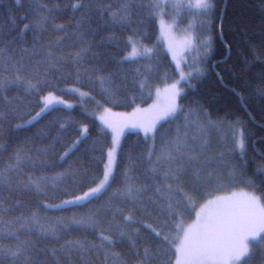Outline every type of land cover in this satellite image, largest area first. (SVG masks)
I'll return each mask as SVG.
<instances>
[{"label":"trees","instance_id":"16d2710c","mask_svg":"<svg viewBox=\"0 0 264 264\" xmlns=\"http://www.w3.org/2000/svg\"><path fill=\"white\" fill-rule=\"evenodd\" d=\"M75 2L21 0L17 4L16 0H0V35L4 36L0 48L17 37L13 48L31 50L34 39L39 38L44 52H53L60 58L55 66L41 63L33 70L43 56L29 58L25 55V64L18 70L26 80L36 83L39 79L42 82L39 91H28L26 85L0 90V96L6 98L0 99V109L7 113L6 119L0 122V167L7 166L18 150L21 152L18 170L9 174L10 185L0 187L3 209H10L0 210L4 218L0 227L7 226L8 221L16 226L15 217L21 214L28 217L37 212L47 223L59 228L57 218L68 224L74 217L87 215L89 209L105 205L111 192L125 183L127 171L128 182L137 188L146 186V190L139 193L136 202L122 198L112 201V210L99 217L100 227L108 229L113 222H121L120 215L114 217L112 214L121 209L124 215L132 214L134 221L153 223L159 230V222L167 217L155 211L146 217L142 208L149 198L156 199V186L167 183L176 186L173 180H164L163 174L169 165L157 166L156 157L177 135L187 142L189 149L195 150L189 151V155L198 154L201 162L214 164L203 170L204 177L208 173L213 175L210 183L202 180V191L194 194L195 206L233 187H247L264 204V172L257 174V168L264 166V0H211L208 29L211 43L206 45L209 50L200 62L201 73L184 84L178 98L183 114L157 122L155 132L149 136L141 128H124L116 152V182L87 208L44 209L42 204L37 207L40 202L56 204L67 199L62 194L65 188L79 194L94 186L87 181L102 172L114 135L100 119L105 109L127 114L135 107L150 106L151 92L145 87L150 84L155 87L176 77L169 53L158 42L155 0H83L84 7L72 8ZM124 3L129 8L127 18L116 22L113 13L123 8ZM43 5L47 10L41 13ZM40 14L48 17L44 29L25 30L24 25L31 24ZM40 37H48L49 44L42 42ZM60 38L63 39L57 44ZM135 42L151 49V53L143 58L124 59ZM82 50L85 51L81 57L75 59L76 53ZM16 59L19 53L11 63ZM16 71L9 66L7 55L0 56V78L11 79ZM49 93L61 102L32 120L43 106L41 97ZM218 121H226L225 125L234 122L243 129V152L230 144L226 135L219 134L220 126L217 130L214 128L216 132H211L210 125ZM85 126L87 132L82 137ZM207 126L211 130L206 129ZM78 138L80 143L76 148L61 159ZM149 151L153 155L149 156ZM70 171L80 175H61ZM29 176L47 178L45 194L23 187ZM249 180L253 181L251 185ZM181 182L186 192H193L190 172L181 175ZM149 207L151 210L152 206ZM179 210V218L183 221L195 218L193 207ZM137 227L140 236L136 239V247H150L158 253L151 264H173L175 228L169 224L161 237H155L141 224L133 223L129 231ZM97 235L98 230L94 233L90 228L72 225L67 231L61 229L57 236L41 238L23 234L20 239L38 241L40 264H83L76 252L65 257L59 251L60 246L75 240L99 243ZM163 235H168L172 242H164ZM13 243L12 239L0 240L4 246ZM251 246L255 255L247 264H264V241L259 247L254 242ZM53 249L57 250L55 256L51 254ZM112 251L124 255L129 264H139L127 242L117 243ZM87 259L90 264H103V255L96 251L89 252Z\"/></svg>","mask_w":264,"mask_h":264},{"label":"snow or ice","instance_id":"6c2138e0","mask_svg":"<svg viewBox=\"0 0 264 264\" xmlns=\"http://www.w3.org/2000/svg\"><path fill=\"white\" fill-rule=\"evenodd\" d=\"M20 2L21 0H16L17 4ZM184 6V0H175L174 7L177 10ZM186 6L189 9L207 10L212 7V4L211 0H188ZM71 7L82 8L84 7V2L83 0H76L75 3L71 4ZM45 10H47V6H41V13ZM128 12V4L124 3L123 8L113 13V18L116 22H122L127 18ZM47 19V15L40 14L31 24H25L24 29L42 31ZM57 27L63 28L62 25H58ZM170 27L167 26L165 28L166 34L170 32ZM189 27H191V24ZM21 35H23V32H21ZM17 39V37H13L7 41L4 47L0 48V56L7 55L9 66L17 70L11 79L0 78V90L18 85H26L28 91H39V85L42 82L39 79H37L36 83L26 80L18 70L25 64V55L29 58L35 55L43 56V60L38 61L33 70L41 63L55 66V63L59 62L60 58L56 57L53 52H44L39 46V38L34 39L31 50L22 47L19 49L13 48L12 46L17 43ZM62 39L60 38L56 43L59 44ZM201 43H206V41ZM0 44H4L3 35H0ZM172 46L170 43V47ZM49 47H51V44ZM182 47L188 49L194 47V38L190 33L184 38ZM83 51L85 50L77 52L75 59H79ZM145 51L150 52L151 49H145ZM17 53H19V59H16L15 63H11ZM141 54L137 46L132 44L131 51L124 59H131ZM179 65L180 62L177 61V67ZM5 70L7 71V69ZM190 75H192L191 72L187 74V76ZM187 76L181 70L180 80L187 79ZM179 82L177 80L175 83L166 86L163 93L158 90L157 102L152 104L148 109H136L131 114H117L112 113L110 109H105V115L101 116L100 119L106 127L112 130L114 135L112 137V146L107 149L106 159L103 161L102 172L87 181L94 186L88 187L86 191H82L79 194L65 188L62 194L68 197L67 199H63L56 204L40 202L37 204V207H40L42 204L44 209H60L64 206L87 208L93 201L101 199L116 182V152L124 128L129 126L141 128L145 135L148 136L149 133L155 132L157 122L183 114V106L178 103V98L182 92L177 87ZM143 86L142 84L141 87ZM161 96L163 97V103L160 102ZM0 99L6 98L0 96ZM41 99L44 101L43 106L40 112H37L36 116L32 117V120H35L36 117L50 106L61 102L52 93L41 97ZM68 107H71V105H68ZM9 110H13L11 106ZM6 117L7 113L3 109H0V122L6 119ZM26 123H31V121H27ZM16 127H21V125H16ZM86 132L87 127L85 126L81 132V136L83 137ZM234 137L236 146L243 152L245 147L243 129L235 132ZM79 143L80 139L78 138L61 159L67 157ZM189 151L195 150L189 149L187 142L177 135L175 141L170 142L169 147L162 150L161 154L156 157L157 166H162L163 164L169 165L168 171H165L163 174L164 180L171 179L176 185L174 187L172 183H167L156 186V199L152 200L149 198L142 208L146 217L152 216L153 211L167 217V219L159 222V230L157 227H154L153 223H145L140 220L134 221L132 214L124 215L121 209H116L112 213L114 217L120 215L122 218L121 222H113L109 225L108 229L100 227L101 221L99 217L101 214L112 210V201L122 198L136 202L139 193L146 190V186L137 188L128 182L130 177L128 176V172L125 171V183L111 192L109 200L105 205L89 209L87 215L80 216L79 218L74 217L68 224H63L60 218H57L60 223L59 228L56 225L47 223L46 218L41 217L37 212H33L28 217H24L23 214L15 217V221L18 222L16 226H13V221H8L7 226L0 227V240L12 239L15 243L7 246L0 244V264H40L39 252L41 250L38 246V241L30 238L22 240L20 236L23 234L37 235L41 238L57 236L61 229L67 231L71 229L72 225H78L86 229L90 228L94 233L98 230L97 240L99 243L87 240L66 241L59 249L65 257H70L73 252H76L79 254V258L83 261V264H90L87 259L88 253L96 251L98 255H103V264H129L128 259L124 255L112 251L117 243L127 242L133 255L138 258L139 264H151V261L156 258L158 253L150 247H144L143 249L136 247V239L140 236V228L137 227L129 231L133 223L141 224L144 229L148 230L155 237H161L164 228L171 224L177 232L174 239L179 240V244L175 246V264H247V261L255 255L250 245V240L257 247H259L261 241H264V204L260 202V198L251 193H233L232 196L228 197L218 196L215 199L208 200L195 213V222L185 228L183 219L179 218L181 216L179 209L182 207L184 211H187L190 207L195 206L194 194L202 191V180L210 183L213 175L212 173H208V176L204 177L203 170L208 166L214 167L212 162H201L198 154L189 155ZM151 155L153 153L149 151V156ZM20 161L21 152L18 150L10 158L7 166L0 167V187L10 185L11 176L9 174L15 173L18 170ZM196 165H200V167ZM189 172L193 180L192 193L186 192L181 182V175ZM261 172H264V166L257 168V174ZM61 175L78 176L80 173L70 171ZM248 183L251 185L253 181L249 180ZM23 187L34 188L38 194H45L47 178L29 176L28 182ZM149 206H152L151 210ZM0 210L9 211L10 209H3V202L0 201ZM3 219V215L0 214V223L3 222ZM106 231L109 234L106 235ZM180 232H183L182 236L179 235ZM163 241L172 242L168 235H163ZM56 251L55 249L51 250V254L55 256ZM262 259H264V254H262Z\"/></svg>","mask_w":264,"mask_h":264},{"label":"rangeland","instance_id":"374dc122","mask_svg":"<svg viewBox=\"0 0 264 264\" xmlns=\"http://www.w3.org/2000/svg\"><path fill=\"white\" fill-rule=\"evenodd\" d=\"M187 3L188 0H184L185 6L177 10V8L174 7L175 0H155V15L158 24V42L161 44V47L169 53L172 62L174 64V69L176 70V77H174V79L171 81L163 82L160 85H156L155 87L152 84L145 87V90L151 92L152 102L150 106L157 102L158 90L161 93H163V90L166 86L171 85L172 83H175L177 80H179L180 82L177 85V87L180 88L183 92L184 84H186L190 79H192L195 76H198L201 73L200 62L202 61V59L207 54V51L209 50L208 46L206 47V45H210L211 43L210 32L208 30L210 23V8L207 10L189 9L186 6ZM190 24L191 27H189ZM167 26H171V27H170V32L166 34L165 28ZM189 33L194 38V47L191 49L182 47V42ZM205 41L206 43L203 44L201 43ZM170 43L173 45L172 47H170ZM133 44L137 46V48L140 50L142 54L131 59L143 58L151 53V51L146 52L145 49H149V48L142 46L139 42H135ZM129 52L127 53L126 56H128ZM177 61L180 62L179 67H177ZM181 70L186 76L190 72L192 73V75L187 76V79L185 80H180ZM160 102L161 103L164 102L162 96L160 98ZM150 106L147 105L145 107H135L127 114H131L136 109H142V110L148 109ZM103 113L105 114V110L103 111ZM223 122L218 121L213 123L216 125V127H214L215 130L218 129V126L222 125L219 127V134L226 135L227 140L230 142V144L233 143L234 146H236L234 133L240 130V126H238L237 123L234 122L226 125ZM213 124H211L210 126H212ZM214 128H212L211 130L207 126L206 129L211 130L212 132ZM149 135H151V133H149L148 136ZM200 147L204 148V145L200 144ZM233 193L236 194L251 193L256 195L258 198H260L254 191L248 189L247 187H233L224 194L213 195L207 200L205 199L203 201L196 203V206L193 207L194 211L196 212L199 211L200 208L204 206L208 200L215 199L218 196L220 197L232 196ZM260 202L263 204L261 199ZM195 220H196V215L195 218H193L192 220L184 221V227L187 228L189 225L193 224ZM179 235L182 236L183 232H180ZM251 243L252 241L250 240V245ZM177 244H179V240H176V245ZM173 264H175V258Z\"/></svg>","mask_w":264,"mask_h":264},{"label":"bare ground","instance_id":"6f19581e","mask_svg":"<svg viewBox=\"0 0 264 264\" xmlns=\"http://www.w3.org/2000/svg\"><path fill=\"white\" fill-rule=\"evenodd\" d=\"M40 40L42 41V42H45V44L47 45V44H49V39H48V37H40ZM38 78H40V76L38 77ZM77 90V89H76ZM220 126H222V125H220ZM214 127H216V125L215 124H213L212 126H211V128H214Z\"/></svg>","mask_w":264,"mask_h":264}]
</instances>
